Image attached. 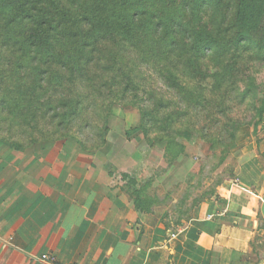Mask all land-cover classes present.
I'll return each instance as SVG.
<instances>
[{"label": "trees", "instance_id": "1", "mask_svg": "<svg viewBox=\"0 0 264 264\" xmlns=\"http://www.w3.org/2000/svg\"><path fill=\"white\" fill-rule=\"evenodd\" d=\"M248 49L264 61V0H0L1 112L22 121L53 113V134L85 147L79 135L91 120L102 121L104 140L111 108L130 106L140 118L127 137L151 143L154 130L166 151L184 152L187 130L213 148L233 142L240 121L221 123L215 116L232 110L204 93L253 70ZM251 105L257 135L264 98Z\"/></svg>", "mask_w": 264, "mask_h": 264}, {"label": "crops", "instance_id": "2", "mask_svg": "<svg viewBox=\"0 0 264 264\" xmlns=\"http://www.w3.org/2000/svg\"><path fill=\"white\" fill-rule=\"evenodd\" d=\"M68 140L26 149L0 137V264H241L238 245L264 222V181L226 187L172 232L118 187L129 168Z\"/></svg>", "mask_w": 264, "mask_h": 264}, {"label": "rangeland", "instance_id": "3", "mask_svg": "<svg viewBox=\"0 0 264 264\" xmlns=\"http://www.w3.org/2000/svg\"><path fill=\"white\" fill-rule=\"evenodd\" d=\"M241 55L246 57L248 67L253 70L237 71L227 79L221 91L204 93L212 99H220L232 110L224 116H215L221 123H227L229 118L240 121L237 128L235 126L236 136L231 143L213 142L212 148L209 140L203 141L195 133L184 130L178 138L185 147L184 152L178 147L166 151L154 130L148 137L151 143L139 132L127 137L126 131L138 125L140 115L134 108L120 105L111 108L104 140L98 134L103 124L101 120H91L94 129L91 127L78 134L85 146L79 145L80 148L107 153L105 157L99 155L97 164L102 160L105 164L110 162L111 167L123 166L131 170L118 175V187L140 213L149 216L148 220L160 221L169 231L186 225L194 207L218 199L226 187L237 184L250 187L264 181V122L254 135L250 120L252 102L264 98V61L257 62L251 49ZM211 80H201V83L207 85ZM231 85L234 90L225 92V87ZM245 87H249L248 92L243 93ZM3 94L0 91V98ZM52 114L47 112L43 116L40 112L34 121H22L8 111L2 113L0 107V137L20 148L29 149L35 145L47 148L55 144L54 148L59 150L65 140L74 138L63 139L61 133L53 134ZM185 121L183 118L175 127L184 125ZM193 121L201 124L198 119ZM37 124L39 126L31 130ZM76 126L74 123L72 127L77 130ZM223 146L227 147L225 152ZM238 246L242 249L241 264H264V222L249 243Z\"/></svg>", "mask_w": 264, "mask_h": 264}, {"label": "built area", "instance_id": "4", "mask_svg": "<svg viewBox=\"0 0 264 264\" xmlns=\"http://www.w3.org/2000/svg\"><path fill=\"white\" fill-rule=\"evenodd\" d=\"M40 258L42 261L49 263V264H55V261H56L55 258L50 254H43Z\"/></svg>", "mask_w": 264, "mask_h": 264}]
</instances>
